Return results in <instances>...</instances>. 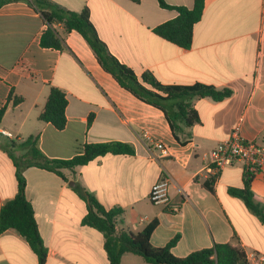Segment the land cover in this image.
Returning a JSON list of instances; mask_svg holds the SVG:
<instances>
[{
    "label": "crops",
    "instance_id": "obj_1",
    "mask_svg": "<svg viewBox=\"0 0 264 264\" xmlns=\"http://www.w3.org/2000/svg\"><path fill=\"white\" fill-rule=\"evenodd\" d=\"M49 1L71 12L87 10L109 53L139 78L150 73L164 86L203 84L233 94L221 102L195 100L200 122L188 131L190 140L180 144L164 113L122 88L79 32H67L61 23L50 25L28 1L1 5L0 109L5 108V115L0 125V213L18 193L12 141L38 138L40 150L55 160L80 156L90 144H129L133 155L98 157L63 171L67 180L38 167L25 170L26 196L48 253L45 264H109L103 234L82 224L88 202L76 185L106 209H123L119 231L137 233L158 220L152 245L164 247L176 238L172 252L177 257L231 243L243 248L249 264H264V224L229 193L244 187V163L235 161L219 173L208 168L212 152L236 130L243 139L264 144V0H205L189 49L154 33L178 15L157 0ZM165 1L194 6V0ZM50 27L65 50L41 45ZM53 87L68 102L62 130L39 119ZM157 141L168 147L167 155L155 147ZM12 154L23 152L15 147ZM166 176L172 181V203L181 204L179 213L150 201L152 186ZM251 189L264 206L263 175L253 178ZM130 254L121 264H147ZM0 264L40 261L27 240L9 229L0 235Z\"/></svg>",
    "mask_w": 264,
    "mask_h": 264
},
{
    "label": "trees",
    "instance_id": "obj_2",
    "mask_svg": "<svg viewBox=\"0 0 264 264\" xmlns=\"http://www.w3.org/2000/svg\"><path fill=\"white\" fill-rule=\"evenodd\" d=\"M16 1L30 2L50 25L61 23L67 32L72 30L79 32L91 47L102 68L111 74L122 88L164 113L174 137L180 144H186L190 140L191 134L188 131L200 122L194 106L195 100L211 98L221 102L233 94L230 89L218 90L203 84L164 86L150 73H145L139 78L109 53L106 45L98 37L87 10L82 13L71 12L49 0H0V6ZM157 1L162 8L176 11L178 15L157 26L154 33L183 49L191 48L194 28L204 14L205 0H194L192 8L169 5L165 0ZM41 45L45 48L66 49L63 39L52 27L43 34ZM18 101L20 99L15 100V103ZM67 103L63 91L51 88L45 108L39 117L40 121L50 123L58 130L64 129L67 123L65 115ZM4 115L5 108H2L0 125ZM11 144L12 151L17 147L23 154L16 156L10 151L17 170L18 193L1 209L0 235L9 229L17 230L37 254L40 264H45L48 253L39 231L34 208L26 196L25 170L29 167H38L67 180L63 173L65 170L73 171L77 167L88 165L98 157L107 155H133L135 150L131 145L123 143L90 144L85 146L80 156L68 160H55L46 157L40 150L38 138L29 137L23 142L12 141ZM253 178L251 174H245L244 187L231 188L229 193L241 199L248 210L264 224V206L256 202L251 189ZM75 191L88 202V214L82 224L103 234L109 264H121L123 256L127 253L142 257L147 264H249L243 248L231 243H215L211 248L193 252L186 257H177L172 252L177 243L176 238L164 247L152 245L151 236L158 225V220H154L137 233L119 231L118 223L124 213L122 208L106 209L93 194L79 185H76Z\"/></svg>",
    "mask_w": 264,
    "mask_h": 264
},
{
    "label": "built area",
    "instance_id": "obj_3",
    "mask_svg": "<svg viewBox=\"0 0 264 264\" xmlns=\"http://www.w3.org/2000/svg\"><path fill=\"white\" fill-rule=\"evenodd\" d=\"M5 136L12 138L7 131H2ZM155 147L168 154V147L162 142H155ZM212 160L209 169L217 173L233 165L235 161H242L245 165V174L263 175L264 177V144L256 140L247 141L243 139L236 130L231 137L222 142L219 147L212 152ZM171 179L164 177L152 186L149 198L154 205L167 206L172 213H179L181 204H174L170 198ZM264 263V259H261Z\"/></svg>",
    "mask_w": 264,
    "mask_h": 264
},
{
    "label": "rangeland",
    "instance_id": "obj_4",
    "mask_svg": "<svg viewBox=\"0 0 264 264\" xmlns=\"http://www.w3.org/2000/svg\"><path fill=\"white\" fill-rule=\"evenodd\" d=\"M129 256L134 257V258H137L138 260H143L141 257L136 256V255H133V254H130Z\"/></svg>",
    "mask_w": 264,
    "mask_h": 264
}]
</instances>
